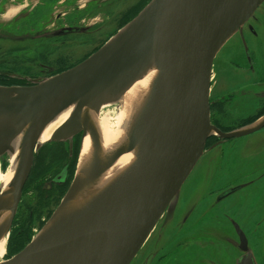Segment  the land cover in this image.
<instances>
[{
    "label": "water",
    "instance_id": "1",
    "mask_svg": "<svg viewBox=\"0 0 264 264\" xmlns=\"http://www.w3.org/2000/svg\"><path fill=\"white\" fill-rule=\"evenodd\" d=\"M263 1L151 0L84 62L30 86H0V158L8 160L21 137L14 178L0 193L2 239L8 237L33 154L43 145L38 144L42 130L77 103L44 144L83 137L101 106L123 95L151 67L159 77L125 141L106 152L94 140L88 162L76 168L50 219L0 264H130L169 202L177 199L207 138L212 133L220 140L238 137L261 127L262 121L231 133L218 131L210 123L209 93L215 57ZM94 73L104 76L86 91L79 88ZM124 146V155L133 152L130 164L93 191L110 169V158ZM233 226L238 248L245 251L236 264H255L244 234Z\"/></svg>",
    "mask_w": 264,
    "mask_h": 264
},
{
    "label": "rangeland",
    "instance_id": "2",
    "mask_svg": "<svg viewBox=\"0 0 264 264\" xmlns=\"http://www.w3.org/2000/svg\"><path fill=\"white\" fill-rule=\"evenodd\" d=\"M150 1L0 0V77H2L0 82L5 78L16 80L13 84L30 86L34 84L33 80L54 77L66 72L96 53L119 30L131 22ZM236 35L237 33L226 41L223 46L227 44L225 46L227 50L217 57L218 61L214 67L218 73L219 83L223 80L229 83L236 80L230 72H224V59L227 56L228 59L230 56L233 57L234 51L238 48L234 40ZM41 49L49 50L50 54L46 51L48 57L43 61H37L36 58H41L38 56ZM230 50L232 53L227 55L226 51L228 53ZM78 135L74 136L77 137L75 171L81 134ZM255 147L256 145L251 144L250 141L244 144L243 148L250 151L245 154L244 166L236 161L231 165L224 164L219 152L220 148L208 155H201L183 183L177 199L171 203L165 216L155 227L157 229L154 236L142 248L134 262L149 258V254L154 252L153 248L159 244L170 242L177 244L176 241L184 233L189 232L196 239L204 240H198L200 243L197 241V244L189 246L197 252L187 256L191 258L188 259L187 264H203L200 259H213L215 264H233L240 254L237 247L238 238L233 231L235 223L247 235L253 247L249 250L264 264V217L259 219V215L263 212L264 182L259 183L260 186H252L247 190L243 189L228 197L225 196L226 198L219 201L215 199V196L225 188L246 182L248 178L243 176V173L248 172L249 169H259L264 164V145L259 143L257 149ZM36 164V168L40 166L39 163ZM61 166L54 167L50 176ZM251 188L253 189L250 190ZM40 189H43V184ZM64 194H60L55 205H59ZM26 197L29 198L31 195L28 194ZM199 204H203L204 210ZM169 218L171 220L166 223ZM44 224L41 223L39 226L42 228ZM260 224L263 228L258 231ZM37 232L24 233L22 238L29 235L27 242H30ZM10 238L8 234L6 249ZM223 244H227L225 248ZM211 245L213 248H209ZM170 246L168 244L166 248ZM216 248L219 254L223 255L225 251L224 256L227 261L223 262L225 258L222 259V256L210 252ZM154 253L162 254V250L157 249ZM185 258L178 255L174 264ZM161 259L163 256L158 258Z\"/></svg>",
    "mask_w": 264,
    "mask_h": 264
},
{
    "label": "flooded vegetation",
    "instance_id": "3",
    "mask_svg": "<svg viewBox=\"0 0 264 264\" xmlns=\"http://www.w3.org/2000/svg\"><path fill=\"white\" fill-rule=\"evenodd\" d=\"M234 40H236V46H238V48L234 51L233 57L230 56L228 59L227 56L224 59V72H230L236 80H232L230 83L224 80L219 83L218 79L215 81L213 76L217 73V70L214 66L217 64L218 59L216 58L213 62L211 75L212 82L210 83L209 93L210 123L214 128L222 133H231L242 130L261 121L262 125L255 132L240 135L238 137L224 138L221 140L215 133H212V135H210L205 142L202 156L208 155L210 152L220 148L219 152H221V158L224 164L231 165L236 161L237 163L239 162L241 166H244L246 164L243 160L246 157L245 154L250 153V151L243 148L244 144L250 141L251 144L256 145L255 149H257V144L259 143L264 145V66H261L262 64L264 65V3L256 9L253 16L241 27V29H239L237 35L234 36ZM235 49L236 47L234 50ZM225 50L227 49H223L218 57L222 55L223 52L225 53ZM229 53H232V50L228 53L226 51L227 55H229ZM257 64L259 67L256 68V66H258ZM1 79L2 77H0V80ZM2 84H6L3 86H21L20 83L9 84L8 80L5 78L2 82H0V85ZM257 133H260L259 135L263 136H255ZM34 153L37 154L33 155L31 170L22 188L20 200L9 230L10 237L13 233L12 239H14V241L16 238H21L24 233L28 234V232H37L40 230L41 227L39 225L41 223L44 224L48 220L47 218L50 215V211L52 212L58 205H55L56 199L60 196V194L66 193L68 190L75 174L74 158L77 153V137H73L71 141L46 143ZM44 158L45 174L40 177L37 172L36 163H40V161L43 162ZM53 163H55V165ZM58 165L62 166L58 171L50 176V172H52L54 167ZM262 166L259 169H249L248 172L243 173V176H247L248 178L246 182H242L233 187L231 186L225 188L215 196V199H218L219 201L220 199L226 198L225 196L228 197L237 191L243 189L247 190L252 186H260L258 184L264 182V166ZM41 184H43V189H40ZM28 194L31 195V197L27 198L26 196ZM199 207L204 210L203 204H199ZM262 209L263 212L259 215V219L264 217V202ZM169 220H171V218L167 219L166 223ZM256 224L258 225V222ZM261 228L263 227H261L260 224L258 231H260ZM233 231L237 235L235 227ZM242 233L246 238L247 247L249 249L250 247L253 248L247 235L243 231ZM237 238L238 247L240 244L238 235ZM184 239L186 240L185 243H174L175 245L172 244V242L168 243L171 245L168 248H166V245L168 244H159L153 248V251L155 252L157 249H161L162 254H156L153 252L149 254V258L134 262V259L137 258L135 257L130 264L133 262V264H174L178 255L185 258L188 255H191V253H196L197 251L190 249L191 247L189 246L191 244H197L198 240H204L196 239L189 232H186L177 241ZM28 243L29 242L24 245L26 246ZM198 243L200 242L198 241ZM225 245L227 244H223L224 248ZM25 246H22L19 251H21ZM209 248H213V246L211 245ZM168 250L170 252H167ZM239 250L240 254L238 259L245 253V251L241 249ZM18 252H12L9 239L4 259H8ZM163 252L167 253L164 254ZM210 252H215L216 256H222V259L225 258L222 260L223 262L227 261L226 256H224L225 251L223 255L219 254L217 248L215 250H211ZM207 255L210 257L209 254ZM162 256L163 259L158 260V258ZM255 257L256 256H254V258ZM188 259L191 258L187 257L182 259L177 264H187L189 261ZM200 260H202L203 264H215L213 259ZM236 263L237 260H235L233 264ZM255 264L262 263L258 258H255Z\"/></svg>",
    "mask_w": 264,
    "mask_h": 264
},
{
    "label": "bare ground",
    "instance_id": "4",
    "mask_svg": "<svg viewBox=\"0 0 264 264\" xmlns=\"http://www.w3.org/2000/svg\"><path fill=\"white\" fill-rule=\"evenodd\" d=\"M225 46L222 47V50L225 48ZM218 55L216 56V58L218 57ZM103 76L104 75L102 73L91 74L84 82H82L79 85V88H82L84 89V91H86L88 88H90L93 85L95 80L100 79ZM158 78L159 77L157 75V70L155 69V67H151L149 71H147V73L143 75L137 82L136 81L133 82V84H131L128 87L129 89L123 95L101 106L99 112L89 122L90 129H86L85 135L83 137H80L81 147L79 149L77 162H76L77 164L76 168L78 170L79 169L81 170L88 162L91 156L90 155L91 144L94 142V140L98 144H100L102 149L106 152H111L113 149H116L121 142L125 141L127 136L126 134L133 120L136 117L135 115L137 113V110L148 97L150 92V86L153 83L155 84ZM213 78L216 81L217 73L214 74ZM65 95H67V92L65 93ZM72 95L73 94H71L70 96ZM76 105L77 103H73L68 108L61 111L42 130L38 140L39 145L44 144L45 142H47L49 139L52 138L55 132L70 117ZM20 138L21 137L18 136L13 144L14 153H12V155L6 156L8 160H5V157L0 158V193H2L11 184L14 178L15 171L17 168V156L19 153L18 144L20 142ZM126 148L127 146H124L115 155H113L110 158L109 160L110 169L107 170L103 174L99 182L94 185L93 191L99 189L100 187H104V185L112 178V176L115 173L116 174L120 173L130 164L133 157V152L124 155ZM170 206L171 203L169 202V204L163 211L162 215L160 216L159 220L157 221L155 227L158 225V222L164 217L165 212H167ZM55 210L56 208L50 213V215L47 218L48 220L50 219V217L52 216ZM155 227L154 229L151 230L150 234L147 236L145 243L140 247L138 253L146 245L148 240L151 237H153L157 229ZM6 240H7V236H5V238L0 239V262L5 260L4 257L6 254V247H5ZM176 242L185 243L186 240L184 239Z\"/></svg>",
    "mask_w": 264,
    "mask_h": 264
},
{
    "label": "trees",
    "instance_id": "5",
    "mask_svg": "<svg viewBox=\"0 0 264 264\" xmlns=\"http://www.w3.org/2000/svg\"><path fill=\"white\" fill-rule=\"evenodd\" d=\"M46 51H48V53H49V50L41 49V51L38 53V56H40L41 58H36L35 60H37V61L45 60V58L48 57V54L45 53ZM8 82H9V84H13L16 82V80H8ZM45 158H46V156H45ZM45 158H44L43 162L40 161V163H39L40 166H37V172H38L40 177L45 174V171H44V169H45ZM50 213H51V211H50ZM12 235H13V233H12ZM12 235L10 238V248L12 249V252L14 253V252H18L22 248V246L25 243H27L29 235L28 236L26 235L25 238H22V237L16 238L15 241H14V239H12Z\"/></svg>",
    "mask_w": 264,
    "mask_h": 264
}]
</instances>
